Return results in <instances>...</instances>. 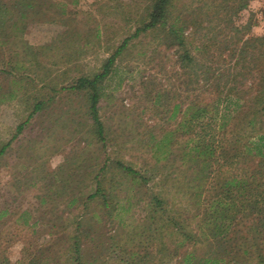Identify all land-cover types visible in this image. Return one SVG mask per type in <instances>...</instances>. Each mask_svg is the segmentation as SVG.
<instances>
[{
	"label": "trees",
	"instance_id": "16d2710c",
	"mask_svg": "<svg viewBox=\"0 0 264 264\" xmlns=\"http://www.w3.org/2000/svg\"><path fill=\"white\" fill-rule=\"evenodd\" d=\"M54 5L58 14H67L61 2L0 0V27L6 31L9 26L22 22L30 11L44 13ZM247 6L248 0H147L140 11L131 6L127 16L129 32L120 44L97 69H83L69 84L61 86V90L82 93L84 114L91 122L88 131L104 141L99 101L103 83L113 71L116 60L129 51L135 41L142 43L150 38L163 45L164 53L159 51L162 59L166 52L173 50L179 82L173 85L172 92L158 91L151 98L156 112L161 118L167 114L166 121L172 127L153 124L145 145L148 151L155 152L164 147L167 158L183 139L184 147L179 146L181 152L176 157L183 165L188 164L183 173L194 176L184 184L175 181V185H168L170 182L157 164L140 172L120 159L105 160L94 172L93 187L85 200L83 213L76 215L71 230L67 226L62 230L59 264L109 263V247L97 241L94 233L104 220L115 219L118 202L114 173L126 175L128 181L138 179L143 182H140L142 186L151 178L153 186L160 185L158 191H149L145 186L151 201L146 220L132 226L129 237H123L134 247L129 249L121 242L115 243V235L111 236L120 252L127 254L128 258H121L125 264H163L169 260H175L176 264H264V34L243 37V28L249 29L250 23L239 25L234 16ZM226 28L230 33L225 32ZM74 30L78 32L77 27ZM91 31L93 33L85 34V44L101 39L99 26ZM71 32L66 31V34ZM84 53L85 49H75L70 59L80 63ZM142 56H146V51ZM43 95L41 89V97L34 99L27 117L18 124L17 132L6 142H0V156L30 118L53 100L50 95L47 100ZM159 135L163 137L159 139ZM197 166L201 168L195 170ZM150 169L155 174L148 177L145 170ZM183 185L187 190H183ZM53 186H56L54 181L46 184L45 198ZM179 187L184 192L185 202L183 197L169 196L172 189L179 193ZM40 198L41 203L46 202L42 196ZM68 201L69 204L76 202L75 195ZM91 207L96 209L89 210ZM167 208L172 211L165 217ZM7 212L6 207L0 209V218ZM150 241L158 244L155 252L149 251ZM56 243L49 241L45 246L39 245L38 256L34 254L26 264H44ZM141 243L147 248L142 254L135 249ZM7 263L5 259L0 262Z\"/></svg>",
	"mask_w": 264,
	"mask_h": 264
},
{
	"label": "rangeland",
	"instance_id": "374dc122",
	"mask_svg": "<svg viewBox=\"0 0 264 264\" xmlns=\"http://www.w3.org/2000/svg\"><path fill=\"white\" fill-rule=\"evenodd\" d=\"M50 1L63 3L67 14H58L54 5L44 13L30 11L22 22L9 26L6 31L0 27V142H6L17 132L18 124L27 117L34 99L41 97V89L44 99L47 100L48 95L53 98L30 118L23 131L0 156V209H8L7 214L0 218V262L5 259L7 264H26L38 252V246H45L49 241L57 243L43 263L59 264L62 230L66 226L71 230L76 215L83 213L85 200L93 187L94 172L105 160L120 159L131 163L140 172L157 164L170 182L168 185H175V181L182 184L194 176L183 173L188 164L183 165L176 157L181 152L179 146L184 147L183 139L167 158L164 147L155 152L148 151L145 145L153 124L172 127L166 121L167 114L161 118L156 112L151 98L158 91L172 92L175 90L173 85L179 82L175 75L178 66L173 64V50L166 52L162 59L163 45L150 38L142 43L135 41L134 46L128 47L131 50L116 60L113 71L103 83V95L99 101L104 141L88 131L91 122L84 114L86 108L82 93L60 89L83 69L99 67L129 32L127 16L131 6L140 11L147 0ZM13 19H16L15 14ZM234 21L239 25L250 23L249 29L243 28L244 38L263 35L264 0H248V6L234 16ZM95 26L100 27L101 39L85 44V34L88 31L93 33L91 29ZM76 27L80 34L74 30ZM69 30L72 32L66 34ZM225 32L230 33L227 28ZM78 48L79 51L80 48L85 49L80 63L70 59ZM143 51H146V56H142ZM159 137L161 139L163 135ZM156 157L160 160L157 161ZM199 168L197 166L195 170ZM152 171L145 170L146 175H154ZM113 176L117 182L115 193L118 202L115 219L110 222L104 220L94 234L97 241L109 247L108 264H125L121 258L128 256L113 244L111 236L115 235V243L121 242L129 249L134 247L123 237H129L132 226L146 220L147 206L151 201L145 186L149 191H158L160 185L153 186V178L142 186L138 179L128 181L126 175L115 173ZM50 181L56 182V186L45 198L46 184ZM179 188V193L172 189L169 196L183 197L185 202L183 190L187 187ZM72 194L76 202L69 204L68 198ZM41 196L46 202L41 203ZM168 199L171 202V197ZM93 209L96 207L89 210ZM171 211L167 208L164 216ZM25 219L27 223H24ZM196 223L192 225L196 226ZM51 230L56 233L51 234ZM157 248L158 244L150 241L149 251L155 252ZM135 249L142 254L147 248L141 243ZM159 256L160 252L155 257L156 262ZM163 264L176 262L169 260Z\"/></svg>",
	"mask_w": 264,
	"mask_h": 264
}]
</instances>
